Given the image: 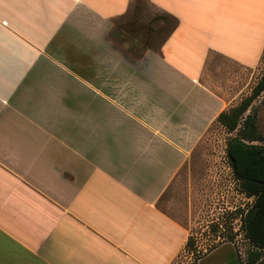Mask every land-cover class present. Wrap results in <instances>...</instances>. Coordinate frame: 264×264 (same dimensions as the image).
<instances>
[{"label":"crops","instance_id":"crops-1","mask_svg":"<svg viewBox=\"0 0 264 264\" xmlns=\"http://www.w3.org/2000/svg\"><path fill=\"white\" fill-rule=\"evenodd\" d=\"M136 1L0 0V264H171L186 247L159 201L237 104L228 70L261 63L264 0H147L175 26L139 53L112 36Z\"/></svg>","mask_w":264,"mask_h":264},{"label":"rangeland","instance_id":"rangeland-1","mask_svg":"<svg viewBox=\"0 0 264 264\" xmlns=\"http://www.w3.org/2000/svg\"><path fill=\"white\" fill-rule=\"evenodd\" d=\"M165 14L147 0H137L133 9L115 25L112 36L137 53L148 47L158 48L165 37ZM229 63L218 60L213 71L223 77ZM233 79L242 83L237 104L251 94L264 75V54L253 69L233 67ZM228 73V72H227ZM260 133L264 136V92L254 100ZM229 133L214 125L197 147L193 160L181 170L161 197L159 206L188 229L193 239L171 264H247L252 251L264 250L250 241L243 228V216L253 197L242 191L229 163ZM255 264H264V257Z\"/></svg>","mask_w":264,"mask_h":264},{"label":"trees","instance_id":"trees-1","mask_svg":"<svg viewBox=\"0 0 264 264\" xmlns=\"http://www.w3.org/2000/svg\"><path fill=\"white\" fill-rule=\"evenodd\" d=\"M164 14L162 19L169 21L168 28L163 29L167 35L175 26V21L172 22L170 16ZM263 92L264 75L251 94L218 115V122L227 132H236L227 140V156L242 191L253 197L243 216V228L246 237L261 250H264V136L259 130L257 109L252 104ZM193 244V239L189 237L187 245ZM263 257L260 251H252L247 264H255Z\"/></svg>","mask_w":264,"mask_h":264}]
</instances>
